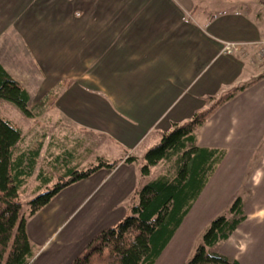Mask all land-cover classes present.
<instances>
[{
	"label": "crops",
	"instance_id": "crops-1",
	"mask_svg": "<svg viewBox=\"0 0 264 264\" xmlns=\"http://www.w3.org/2000/svg\"><path fill=\"white\" fill-rule=\"evenodd\" d=\"M132 3L149 9L144 15L132 13L117 19L112 32L117 59L107 63L112 72L101 78L105 80H95V93L84 92V86L77 82L76 92L72 89L60 100L63 113L80 129L105 135L125 148L124 156L117 158L122 161L113 169L102 168L62 189L28 220L27 230L29 235L33 233L34 223L54 235L57 219L66 221L86 196L103 189L95 201L98 210L94 219L83 215L84 225L73 229L85 231L88 227L89 235L84 245L73 250L71 261L94 234L126 214V202L137 186L136 172L124 159L139 158L136 147L146 134L155 131L160 140L161 132L168 131L172 123L188 120L194 112L206 108L209 97L217 99L229 91L224 90L228 86L232 90L253 82L218 107L196 132L197 146L223 148L225 156L157 259L167 252L170 260H175L182 253L178 263L182 264L196 234L219 214L223 202L219 195L223 191L224 196L236 194L237 182L249 181L257 170L251 162L264 142V68L257 66L264 47V4L241 0L240 6L227 15L226 11L217 14L202 9L198 0ZM229 3L233 7V2ZM226 43L234 44L235 49L226 52ZM6 71L11 76V71ZM16 81L27 88L23 80ZM118 115L128 120L121 123ZM215 175L218 182L213 184Z\"/></svg>",
	"mask_w": 264,
	"mask_h": 264
},
{
	"label": "rangeland",
	"instance_id": "rangeland-1",
	"mask_svg": "<svg viewBox=\"0 0 264 264\" xmlns=\"http://www.w3.org/2000/svg\"><path fill=\"white\" fill-rule=\"evenodd\" d=\"M134 1L0 0V64L11 71L13 79L24 81L29 92L27 109L30 112L26 116L13 103L0 97V116L20 129L22 138L17 145L19 151H39L29 180L24 191H21L22 214L27 212L28 201L39 193L35 191L39 182L36 181L39 171L52 174L56 182L57 175L62 171L53 165L67 159L62 157L66 151H70L72 156L65 166L76 169L97 165L101 158L113 162L124 156L125 148L111 142L105 135L85 128L80 129L72 123L71 118L63 113L60 100L68 91L74 89L76 92V86L79 87L75 85L77 82L84 86V92L95 93V80H105L101 78L112 72V66L107 63L110 60L113 63L117 59V53H114L112 47V32L117 19L132 13L144 15L149 9L135 5L132 3ZM198 1L206 11L217 14L226 11L227 15L241 3V0ZM229 1L233 2L234 8ZM125 56L127 58L129 54L126 53ZM257 63L259 68H264V61ZM261 73H264V69ZM229 87L224 90H230ZM215 93L221 95V92ZM70 97L75 99L76 96L70 94ZM117 120L125 123L128 118L118 115ZM158 137L159 134L152 131L136 147V156H140L129 167L136 172V189L160 174L169 175L174 171L177 157L161 161L153 169L151 166V171L146 175L142 173L143 155L150 143H158ZM261 156H264V142L254 153L251 162L252 168L257 167L256 173L249 181L237 182L236 194L232 193L234 197L231 193L224 196L225 191L219 195L220 200L223 197V202L218 207L219 213L229 206L233 198L240 195L246 219L226 242L215 245L210 250L236 259L239 264H264V186L261 185L264 182V158L259 166L256 165ZM215 181L218 182L216 175L211 183L214 184ZM223 187L225 185H220V188ZM102 191L103 189L99 193L86 196L82 205L73 210L66 221L57 219L53 226L54 235L51 231L42 230L40 226L36 227L31 223L33 233L30 229L29 236L34 257L29 264H68L73 257V250L84 245V240L89 235L86 232L88 227L85 231L83 229L74 232L73 229L83 224V215L94 219L95 210H98L94 207L95 201ZM135 191L128 197L127 206ZM217 196L214 195V198ZM202 232L200 230L196 234L190 250L184 256L185 260L192 255L195 246L200 242ZM181 255L182 253L177 259L170 260L166 252L156 264H178Z\"/></svg>",
	"mask_w": 264,
	"mask_h": 264
},
{
	"label": "trees",
	"instance_id": "trees-1",
	"mask_svg": "<svg viewBox=\"0 0 264 264\" xmlns=\"http://www.w3.org/2000/svg\"><path fill=\"white\" fill-rule=\"evenodd\" d=\"M260 2L264 4V0ZM250 84L229 90L217 99L209 97L208 107L197 110L182 123H172L168 131L161 132L158 143L144 153L141 170L146 175L151 166L177 157L174 171L169 175L160 174L136 189L125 216L94 234L68 264H155L225 156L223 148L196 145L198 128L218 107ZM0 97L13 103L26 116L30 115L27 89L1 64ZM21 138L20 129L0 116V264H29L34 252L27 230L28 220L65 187L102 168L113 169L122 161L109 162L101 158L97 165L85 169L67 168L65 164L72 153L66 151L62 157L67 159L53 165L62 171L56 182L52 174L39 171L36 177L39 182L35 186L39 193L28 201L27 212L22 214L21 191L29 180L39 151H19L17 145ZM134 160L135 156H127L124 162ZM245 219L243 199L238 195L208 222L192 255L182 264H239L236 259L210 248L226 242Z\"/></svg>",
	"mask_w": 264,
	"mask_h": 264
},
{
	"label": "built area",
	"instance_id": "built-area-1",
	"mask_svg": "<svg viewBox=\"0 0 264 264\" xmlns=\"http://www.w3.org/2000/svg\"><path fill=\"white\" fill-rule=\"evenodd\" d=\"M224 49L226 52L230 53L232 52L233 49H235V47H234V44L232 43H226ZM259 56H260V60L263 61L264 60V47L261 48Z\"/></svg>",
	"mask_w": 264,
	"mask_h": 264
}]
</instances>
